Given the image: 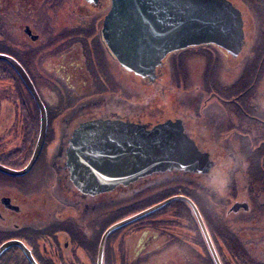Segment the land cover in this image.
Returning a JSON list of instances; mask_svg holds the SVG:
<instances>
[{"label": "flooded vegetation", "instance_id": "1", "mask_svg": "<svg viewBox=\"0 0 264 264\" xmlns=\"http://www.w3.org/2000/svg\"><path fill=\"white\" fill-rule=\"evenodd\" d=\"M229 1L240 14V43L210 41L183 48L186 93L162 87L166 102L152 109L127 98L129 70L105 39L104 21L112 0H8L9 6L20 5L37 20L24 24V31L30 26L38 38L25 33L21 63L45 103L48 130L44 147L26 174L0 170V247L16 241L1 252L0 264H99L100 256L101 264H155L159 254L168 251L181 253L187 264H194L186 216H156L151 226L166 222L161 229L130 223L103 240L111 214L123 207L112 211V205L127 198L128 191L132 197L142 193L138 182L142 177L128 185L120 181L127 172L119 141L120 134L129 131L126 124L151 130L168 120L182 121L184 133L212 161L206 172L194 173L213 180L221 227L234 223L252 203L264 204V0ZM64 14L76 15V23H59L58 16ZM166 56L156 69L157 87L164 85ZM2 110L0 164L20 169L31 159L39 131L36 137L28 135L35 120L15 119L13 105L4 104ZM112 144L117 150H111ZM170 158L165 152L163 160ZM173 170L179 169L166 171ZM111 173L119 177L112 180ZM73 176L83 181L82 188ZM242 192L245 199L240 198ZM131 227L136 231L127 230ZM262 231L247 228L244 238ZM195 264H204L203 258Z\"/></svg>", "mask_w": 264, "mask_h": 264}, {"label": "water", "instance_id": "2", "mask_svg": "<svg viewBox=\"0 0 264 264\" xmlns=\"http://www.w3.org/2000/svg\"><path fill=\"white\" fill-rule=\"evenodd\" d=\"M241 25L240 14L229 0H112L110 11L104 21V36L113 52L129 71L142 77H149L153 81L157 77V66L168 53L202 42L211 41L226 46L228 42L234 40L239 44L242 39ZM25 33L33 40L38 38L30 26H26ZM0 60L8 62L16 70L40 111L37 145L27 165L16 169L0 164L1 171L21 176L33 167L44 147L48 130V113L44 101L22 63L16 57L3 52H0ZM126 126L129 131L124 135L121 133L119 139L125 149L127 172L125 178L120 180L125 185L154 172L174 168L206 172L212 165L208 155L201 152L196 143L184 133L180 119L165 121L151 130L141 125L126 124ZM111 150H117V146L112 144ZM165 152L171 153L172 158L168 161L163 160ZM110 175L112 180L119 177V174ZM74 179L82 188L83 181L79 182L77 177ZM115 184L107 189H112ZM98 191L91 190L92 193ZM176 199L185 200L192 207L216 264H222L200 209L185 194L170 196L113 223L105 230L103 240L110 232ZM12 243L16 241L1 246L0 254ZM99 264H101V256Z\"/></svg>", "mask_w": 264, "mask_h": 264}, {"label": "trees", "instance_id": "3", "mask_svg": "<svg viewBox=\"0 0 264 264\" xmlns=\"http://www.w3.org/2000/svg\"><path fill=\"white\" fill-rule=\"evenodd\" d=\"M24 46L25 43L23 41L12 46L0 39V52L18 58L23 64L25 57L23 53ZM36 55H38L37 52ZM5 103H10L14 106L20 119L35 120L32 130L28 131V135L36 137L40 129V113L37 103L16 70L8 62L0 60V117L2 114V105ZM212 181L211 179L206 180L202 178L198 173L184 170L156 172L144 178L142 177L138 181L140 182L139 188L142 192L161 187L164 189L147 195L142 200L138 201L141 205L129 210L130 214L146 209L170 196L185 194L190 197L200 209L206 225L215 240L223 264H264V204L252 203V208L250 207L249 211L244 210L241 212V216L237 215L236 218L233 219L235 221L234 223H222L221 227L216 219L217 213L214 203L216 192L214 188L211 187ZM170 184L172 186L166 187ZM126 196H128L127 198H132L131 192L128 191ZM177 203L183 204L185 212H182L181 215L186 216L190 224L192 263H198L203 258L204 264H216L197 217L188 202L182 199H176L148 215H162L168 207L171 205L174 206ZM121 212L122 210L120 213ZM168 213L169 215L173 214L179 216L177 212ZM127 216L128 215L121 214L119 218L113 220L111 218L110 225ZM258 216L262 218H257ZM231 225H237L238 228H231ZM247 228L263 231L259 235H254L251 239H245ZM195 246H197V248ZM196 249H201V251L199 252Z\"/></svg>", "mask_w": 264, "mask_h": 264}, {"label": "rangeland", "instance_id": "4", "mask_svg": "<svg viewBox=\"0 0 264 264\" xmlns=\"http://www.w3.org/2000/svg\"><path fill=\"white\" fill-rule=\"evenodd\" d=\"M1 1H2V4H0V8H1L0 9V39L6 41V43L9 45L13 44L14 46L17 45V43H21L22 41L25 43L26 35L23 29L24 24L26 22L29 23L28 21L32 22V20H34V22L37 21L34 18V14H28L29 12L25 11L24 8L20 5H16L15 7L9 6L10 4L8 0H1ZM50 7L51 6L47 4L46 9ZM56 7L58 8V6ZM75 16L76 15L70 16V14L60 15L58 16V22L61 24L76 23L74 21ZM36 29L37 30L35 31V33H39V28H36ZM71 36L72 35H68V37H71ZM186 55H187L186 50L178 49V50H175L169 53L166 56L165 62L167 64V71L165 73V79H164L165 81L163 83L164 85L160 87H157L154 84L156 79H154L153 81L152 80L142 81L139 77L136 76V74H134L133 72L127 71V73L125 74V82H126L125 86L127 89L126 95H127V98L130 100V102L139 104V106H142V107L154 109L157 107H162L164 103L166 102L165 100H163V97L165 96L162 95L163 94L162 87H164V90L167 89L170 92H173L175 94L178 92L185 94L187 91V89H185L184 87V83H185L184 60H185ZM193 80H194V84L199 83V80H197V77H194ZM204 93H208V92H204ZM131 103L128 102V104H131ZM5 104L11 105L10 103H5ZM14 115H15L14 118L16 119L18 115L17 116L16 114ZM2 129H3L2 124H0V133H2ZM49 134H50V131H49ZM22 142L23 140L21 137V140H19L18 145L21 144ZM14 148L17 149L16 147ZM169 186H172V185L170 184V185H167L166 187H169ZM162 189L164 188L161 187L157 189H149L146 192L134 194L132 198H124L123 200H121L120 203H116L115 205H112V209H111L112 211L116 210L117 207H119V205L123 206L121 213L115 211L111 214L112 220L121 217V214L128 215V216L132 215L130 214L129 210L133 209L134 207L136 208L139 207L141 203H139L138 201L142 200L147 195H151L155 192L161 191ZM242 193L243 195L241 196L243 197H240V198L245 199L246 197L244 196V192ZM168 212L170 213L177 212L179 216L175 217L176 215H173V214L169 215ZM182 212H185L183 204L177 203L174 206L171 205L170 207H168V209L164 213H162V216H167V218L171 216V217H175L176 219H178V218H183L181 215ZM237 215L241 216V213H238ZM156 216H159V215H154V216L146 215L145 217L140 218L138 222L131 223V225L139 223L135 225L134 227H137V226L140 227L142 225V226H145L142 229L147 227L149 230H151L152 228L161 229L163 226H166V222H156L155 224H153V227H152L151 225L152 223H154L152 221L158 220ZM257 218H262V217L258 216ZM161 220H164V219L162 218ZM163 228H166V227H163ZM127 230L136 231V229L135 228L133 229V227ZM190 236H191V233H190ZM192 244H193V241H192ZM195 247L197 248V246ZM164 255L163 253L162 255L159 254V257L155 264H167V262H169V264H187V261L183 258V255L177 251H172V252L168 251V252H165ZM147 264H149V261L147 262Z\"/></svg>", "mask_w": 264, "mask_h": 264}]
</instances>
